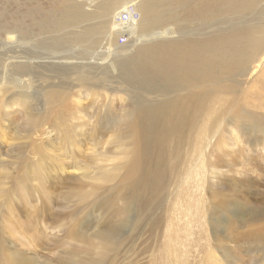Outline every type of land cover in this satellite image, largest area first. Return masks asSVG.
I'll return each mask as SVG.
<instances>
[{"label": "rangeland", "instance_id": "obj_1", "mask_svg": "<svg viewBox=\"0 0 264 264\" xmlns=\"http://www.w3.org/2000/svg\"><path fill=\"white\" fill-rule=\"evenodd\" d=\"M200 1L164 2L104 46L95 0H0V264H264V31L243 69L175 92L122 69L167 37L264 29V0ZM70 3L91 20L52 31ZM178 95L177 122L127 118Z\"/></svg>", "mask_w": 264, "mask_h": 264}, {"label": "bare ground", "instance_id": "obj_2", "mask_svg": "<svg viewBox=\"0 0 264 264\" xmlns=\"http://www.w3.org/2000/svg\"><path fill=\"white\" fill-rule=\"evenodd\" d=\"M87 1L91 3L92 0ZM172 1L174 0H95L94 8L101 9L107 14L103 15L99 22L89 26L88 30L96 35L100 34L98 38L96 36L98 42L95 41V45L104 41L103 45L106 46L108 43L117 42L127 34L134 32L139 26V19L153 17L161 4ZM217 1L220 10L234 13L245 11L251 5L250 0ZM208 3L209 0L200 1L197 10L200 15H208L209 11L206 10ZM83 6L80 3H70L65 7L59 19L53 22L51 30L62 31L70 25L89 22L93 12L88 13L83 9ZM128 10H132L138 18L133 20ZM123 12L127 14V23L120 21ZM263 31L262 27H251L241 32L237 38L236 36L235 38L218 36L206 39L203 43L194 40L200 42L197 45L190 43L193 40L178 41L173 37H167L162 42L168 43L157 45V48H140L131 61L122 66V69L125 71L126 77L131 80H137L140 77L144 84H149L154 78H158L163 84L167 85V90H174V87L183 89L192 84H200L214 78L218 79L222 76L233 75L243 69L246 64L245 47L261 42ZM73 36H75L74 42H91L89 39L78 38L79 36L76 34H73ZM8 39H11V37H8ZM204 42L212 43H206L207 45H205ZM261 57L251 69L252 72L264 65V54ZM190 96L170 97L161 101V106H157L155 110L140 106L136 107L128 114L127 118H129L131 125H134L135 116L140 111L142 114L147 111L149 115H152L153 120L158 121L161 128H163L168 121L174 120L177 122L180 119L184 113V107L180 102L190 99ZM109 234L101 233L100 236L107 241L110 239Z\"/></svg>", "mask_w": 264, "mask_h": 264}, {"label": "built area", "instance_id": "obj_3", "mask_svg": "<svg viewBox=\"0 0 264 264\" xmlns=\"http://www.w3.org/2000/svg\"><path fill=\"white\" fill-rule=\"evenodd\" d=\"M128 13H130V16L133 17V20H136L138 18V16L132 10H128ZM120 21H122L123 23H127L128 18L126 12L122 13ZM126 44L127 43L125 39H120L118 42V45H126Z\"/></svg>", "mask_w": 264, "mask_h": 264}]
</instances>
